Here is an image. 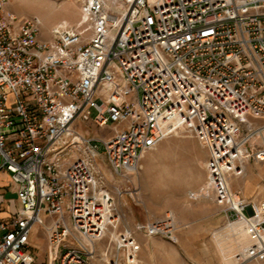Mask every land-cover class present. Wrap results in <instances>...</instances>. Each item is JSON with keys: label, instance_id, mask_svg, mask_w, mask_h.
I'll list each match as a JSON object with an SVG mask.
<instances>
[{"label": "built area", "instance_id": "built-area-1", "mask_svg": "<svg viewBox=\"0 0 264 264\" xmlns=\"http://www.w3.org/2000/svg\"><path fill=\"white\" fill-rule=\"evenodd\" d=\"M8 1L0 0V172L19 184L22 207L0 222V264H35L36 226L46 229L49 264H91L119 223L101 184V147L130 181L150 150L183 130L209 152L203 195L256 219L249 232L264 238V214L248 215L230 188L250 157L253 120L264 121V0H77L81 19L49 36L40 18L6 11ZM79 121L110 135L87 136ZM251 156L264 162V145ZM140 230L173 239L175 221ZM115 242L135 263L132 233Z\"/></svg>", "mask_w": 264, "mask_h": 264}, {"label": "rangeland", "instance_id": "rangeland-1", "mask_svg": "<svg viewBox=\"0 0 264 264\" xmlns=\"http://www.w3.org/2000/svg\"><path fill=\"white\" fill-rule=\"evenodd\" d=\"M67 4H74L77 10V16L70 20L69 24L78 22L82 17V10L80 2L77 0H9L5 5V10L15 12L21 20L32 17L40 18L43 26L42 32L49 36L54 28L62 23L64 8ZM263 124V119L253 120L255 131L250 132L251 144L248 145L250 157H247L243 165L244 174L230 177L232 191L239 195L244 202L250 204L249 209L246 210L248 215L253 214V207L256 208V204L261 208V214H264V162H258L251 156L255 148L264 145V130L259 129ZM77 125L87 136L110 135L109 130L108 132L99 129L92 123L79 121ZM245 134H249V132L245 131ZM103 150L104 148L101 147V154L96 160L101 172V184L113 196L115 207L113 213L119 217V223L109 226L104 239L98 242L104 246V253L108 255V258L111 254L115 257L114 260L119 259L118 264H130L126 253L118 250L115 242L116 237L124 235L127 231L132 233L139 246L137 259L133 264L140 263L141 248L148 250L152 242L158 244L161 249L171 243L181 252L182 256H193L197 259L208 258L210 251L215 258L220 254V246L215 242L208 247L201 245L200 247H188L186 250L179 248L180 231L183 228L179 216L190 219L199 218L207 212L206 205H202V202L218 204L212 197L203 195L206 192L203 188L206 189L208 175L206 164L209 152L199 138L185 130L169 135L145 155L138 174L130 181L122 179L114 173ZM248 181L251 182L250 189L245 188ZM233 214L238 222L239 219L234 211ZM168 215H171L175 221L173 239L163 236L148 237L144 230L139 231L140 225H148L156 220L166 219ZM36 227L39 228L37 236L47 239L46 229L42 226ZM200 228L201 223L197 225V229L200 230ZM221 230L217 229L216 236L223 232ZM247 230L249 231V228ZM250 234L252 239L248 247L253 248L258 244V241L255 234L251 232ZM98 243L95 245L91 264H97L94 263V258ZM232 247L233 252L227 255L230 260L201 264H242L244 262L246 264H264V251L258 253L259 255L256 253V255L247 254V256L241 257L247 250L244 251L237 242ZM29 251L35 255V264H49L48 239L46 246L35 247L31 244ZM146 258L150 259L151 257L148 255ZM110 263L112 264V262ZM190 264L193 263L190 262Z\"/></svg>", "mask_w": 264, "mask_h": 264}, {"label": "crops", "instance_id": "crops-1", "mask_svg": "<svg viewBox=\"0 0 264 264\" xmlns=\"http://www.w3.org/2000/svg\"><path fill=\"white\" fill-rule=\"evenodd\" d=\"M19 184L15 182L11 174L7 170H1L0 172V222L2 220L9 219L10 217L17 214L20 211L22 204L18 194ZM202 205H206V214L200 216L199 218H184L179 216V221L181 226H183L180 231L181 240L179 242V248L186 250L188 247H200L201 245L209 246L211 243H217L220 246L221 252L217 257H213V254L208 255L209 257H203L197 259L191 256H182L181 252L176 249L173 244L165 245L162 249L158 247V244L153 242L150 244L151 247L147 250L141 248L140 253V263L139 264H201L209 262H220L230 260L229 257L225 256L222 248L226 247L232 248L235 242L238 243L237 234L232 230V225L237 223L234 218L232 210H227L225 207L214 204L208 201L202 202ZM201 223L200 230L197 229V225ZM205 224V225H204ZM217 229H222L223 232L216 236L215 232ZM38 227H35L31 236L32 246L41 247V245L46 246L47 239L39 238L37 236ZM221 230V231H222ZM4 230L0 231V235ZM232 243V244H231ZM101 246V247H100ZM104 246L98 243L95 250L94 263L97 264H111L114 261V256L104 253ZM175 247V248H173ZM144 250V251H143ZM150 252V253H149ZM151 258H146L147 256ZM207 256V255H206ZM99 257V258H97ZM108 258V259H107ZM246 264V262L242 263Z\"/></svg>", "mask_w": 264, "mask_h": 264}, {"label": "bare ground", "instance_id": "bare-ground-1", "mask_svg": "<svg viewBox=\"0 0 264 264\" xmlns=\"http://www.w3.org/2000/svg\"><path fill=\"white\" fill-rule=\"evenodd\" d=\"M64 10H65V12H64L63 19H62V23H71L70 20H72L73 18H75L77 16V10L75 9L74 4L73 5L72 4H67L65 6ZM250 187H251V182L248 181L247 184H246V186H245V188L246 189H250ZM203 190L206 191L204 188H203ZM256 210L261 215V213H262L261 212V208L258 207L257 204H256ZM255 221H257V220L254 219V221H250V222L249 221L248 222L247 221L245 222L243 220H239L237 223H234L231 226L232 227V230L238 235L237 236V238H238V240H237L238 241V245L241 246L244 251L245 250H248V249L253 250L251 247H248L249 246L248 244L250 243V240L252 239V236H251L250 232L247 229L250 228L254 232V230H253V224H255ZM255 237L257 238V241L260 243V246H263L264 247V238H261V237L257 236L256 234H255ZM232 249H233V247L231 249L230 248L227 249L226 247H223L222 248L223 253L225 254V256L231 254L233 252ZM247 252H249V251H247ZM244 254L246 255L247 253L244 252ZM244 254L241 257H243Z\"/></svg>", "mask_w": 264, "mask_h": 264}]
</instances>
